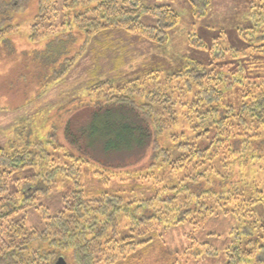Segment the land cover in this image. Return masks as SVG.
Masks as SVG:
<instances>
[{
	"label": "trees",
	"instance_id": "16d2710c",
	"mask_svg": "<svg viewBox=\"0 0 264 264\" xmlns=\"http://www.w3.org/2000/svg\"><path fill=\"white\" fill-rule=\"evenodd\" d=\"M190 1L202 11L211 4V0ZM249 8L252 27L264 26V0H249ZM38 9L30 42L47 39L46 45L61 44L33 48L37 88L67 82L87 54L92 62L86 80L69 85L68 99L55 117L63 113L60 123L68 147L51 134L20 147L0 148V264H57L59 257L65 264H137L142 249L153 241L151 233L162 223L191 224L196 230L215 214L254 217L253 205L264 206V195L253 175L247 181L226 176L215 167V157L233 164L255 159L258 150L262 155L264 81L250 83L235 111L223 102V89L233 76L226 78L228 74L200 62L188 61L166 75L153 69L124 76L126 46H117L107 36L120 30L159 43L178 22L170 5H147L142 0H38ZM60 11L63 25L73 33L62 39L52 30L42 33L44 21L59 19ZM8 12L0 9V47L9 46V34L14 33L11 25H3ZM146 14L155 18L154 25L140 21ZM81 34L100 35L104 42L78 46ZM239 34L253 46L250 51H264L252 43L256 35L264 38L263 29L256 33L239 29ZM190 41L205 46L199 38ZM214 46L215 57H221L223 49ZM84 113L87 118L80 121ZM180 119L189 125V136L181 127L179 134H170L169 146L158 143V136ZM191 136L212 141L199 148ZM223 148L228 153L220 158ZM147 150L146 163L131 169ZM58 179L59 191L66 192L67 184L72 190L53 209L42 198L55 189ZM121 216L125 223L119 228ZM245 227V242L236 233L238 238L225 249L226 264H264V242H259L263 236L251 240L255 224ZM259 227L264 233V226ZM123 228L126 232H119ZM142 234L147 236L140 238ZM193 239L184 249L192 258L218 253Z\"/></svg>",
	"mask_w": 264,
	"mask_h": 264
},
{
	"label": "rangeland",
	"instance_id": "374dc122",
	"mask_svg": "<svg viewBox=\"0 0 264 264\" xmlns=\"http://www.w3.org/2000/svg\"><path fill=\"white\" fill-rule=\"evenodd\" d=\"M142 1L147 5H170L178 13L179 18L177 24L167 31L159 43L146 41L120 30L110 32L107 37L117 46H126L127 62L122 70L127 78L142 75L153 69L166 75L177 72L188 61L200 62L207 69L214 68L228 74L226 78L233 76L230 85L223 89V102L235 111L239 108L243 91L250 88V83L256 86L264 81V51H250L253 46H248V43L243 41V36L239 34V29L255 33L264 30V26H260L259 23H255V29L252 27L249 0H211L210 6L204 11L193 7L190 0ZM2 7L6 9V13L9 11L8 19L3 25H11L14 33L9 34L11 44L0 47V148L20 147L26 142H33L36 138H42L44 135L48 137L51 134H54L56 142L68 147L60 123V116L63 113L61 112L59 118L55 117L65 99H68L66 92L69 85L77 80H86V68L92 62L89 59L91 54H87L86 58L78 62L67 82L48 84L46 87L41 85L37 88L34 73L38 66L33 56V48L60 46L61 43L46 45L47 39L36 43L30 42V29L39 13L38 0H0V9ZM258 11L262 12L260 9ZM62 16L63 12L60 11L59 19L49 17V20L44 21L49 29L47 26L43 29L45 25L42 26V33H49L52 30L60 39L65 37L64 34L73 33L68 26L63 25ZM140 21L146 25L155 24V18L147 14L141 15ZM78 36L80 38L78 46H99L100 42H104V37L100 35ZM261 36L260 34L255 36L252 42L255 48L264 49V46H258L264 43ZM190 38H199L205 46H195ZM215 43L223 49L219 51L222 53L221 57H215L216 51L213 49ZM84 118H87V113L80 116V121ZM185 123H187L185 120L180 119L177 125L167 128L158 136V143L165 147L169 146L170 134H179L182 128L189 136V131H186L189 125ZM190 139L199 148L209 146L212 141L211 138L204 137L191 136ZM222 151L220 158L224 157V153H228L227 148H223ZM149 152L150 150H147L144 158L130 168L134 170L138 169L139 165H144L146 163L144 161L150 156ZM218 156L215 157V167L220 173L229 177L234 174L246 181L252 174L257 187H260L264 195V151L259 156L258 150L255 159L246 158L243 162L235 161L233 164L230 163V159L220 160ZM55 183H57L55 189L48 193L49 196L42 198L53 209L60 207L64 196L72 190L67 184L66 192L62 189L59 191L57 187L62 185V182L58 179ZM253 208L254 217L215 214L205 221L201 229L196 230L191 224L169 226L168 223L166 225L162 223L151 233L153 241L142 249L137 264H226L225 249L238 238L236 233H240L242 242L248 238L245 226L253 227L255 224L253 230L255 234L251 235L250 239L256 240L261 234L263 238L259 239V242H264V233L259 227L264 226V206L256 203ZM31 220L33 224L34 219ZM124 221L121 216L119 228H122ZM119 232L125 233L126 229L123 228ZM145 236L147 234H142L140 238ZM193 238L199 243H208L218 253L203 255L198 259L185 254L184 249L194 242ZM104 262L95 264H105Z\"/></svg>",
	"mask_w": 264,
	"mask_h": 264
},
{
	"label": "water",
	"instance_id": "95a60500",
	"mask_svg": "<svg viewBox=\"0 0 264 264\" xmlns=\"http://www.w3.org/2000/svg\"><path fill=\"white\" fill-rule=\"evenodd\" d=\"M57 264H65V262H64L62 257L58 258Z\"/></svg>",
	"mask_w": 264,
	"mask_h": 264
}]
</instances>
